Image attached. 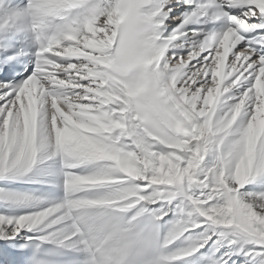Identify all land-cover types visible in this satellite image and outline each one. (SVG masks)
I'll return each mask as SVG.
<instances>
[{
  "label": "snow or ice",
  "instance_id": "obj_1",
  "mask_svg": "<svg viewBox=\"0 0 264 264\" xmlns=\"http://www.w3.org/2000/svg\"><path fill=\"white\" fill-rule=\"evenodd\" d=\"M0 264H264V0H0Z\"/></svg>",
  "mask_w": 264,
  "mask_h": 264
}]
</instances>
